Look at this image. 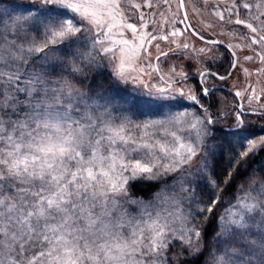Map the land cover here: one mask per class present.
Wrapping results in <instances>:
<instances>
[{
	"label": "snow or ice",
	"instance_id": "obj_1",
	"mask_svg": "<svg viewBox=\"0 0 264 264\" xmlns=\"http://www.w3.org/2000/svg\"><path fill=\"white\" fill-rule=\"evenodd\" d=\"M262 79L264 0H0V264H264Z\"/></svg>",
	"mask_w": 264,
	"mask_h": 264
},
{
	"label": "rangeland",
	"instance_id": "obj_2",
	"mask_svg": "<svg viewBox=\"0 0 264 264\" xmlns=\"http://www.w3.org/2000/svg\"><path fill=\"white\" fill-rule=\"evenodd\" d=\"M199 6V5H197ZM189 18L191 20V23L193 24V26L197 29H201L202 28V24H201V20H204V19H209V17H196L192 14L191 12V8H189ZM150 30V29H149ZM217 32H220L221 31V28L218 26L217 29H216ZM217 38L219 39H224V40H228L229 38L227 36H224V35H220L218 36ZM191 41L192 43L196 46V47H202L204 46L199 40H197L195 37H191ZM155 43L156 42H153V45L149 48V51L152 52V56H153V61H154V57L157 55V51H156V48H155ZM160 45H161V49H164V50H167L168 47H174V45H169L167 42H160ZM220 53H225V50L223 48H220ZM220 53H217V54H220ZM177 57L175 56H171L170 55V59L168 61H166L162 67L164 68H167L168 64L171 63V61L173 60H176ZM180 60V63H182L185 67V69L190 73V74H193L195 71H196V68H197V65L194 63V62H189L187 60H184L182 57L179 58ZM155 62V61H154ZM225 61H218L217 62V65H219L220 67V64L224 63ZM212 65L211 64H208L207 67H211ZM223 71V67H220ZM222 73V72H221ZM252 82L255 83V77L252 78ZM190 84H196L193 80H190L189 81ZM227 84V86L229 88H232L233 85L236 86L237 89L239 88H242L245 83H246V78L243 76L242 73L239 72V70H237L236 73H234L233 77L230 78L227 82H225ZM261 86H264V79L261 80ZM225 97L224 101L221 102L219 100V97ZM236 101V98L230 94V93H227L223 90H220V89H217L216 93L213 94L212 96V99H211V111L212 112H217L218 109L221 108V106H223V108L226 110V111H230L232 106H233V103ZM221 123H224V124H230L231 123V118L229 117V119L227 121H222ZM259 129V125L257 124V131ZM172 181L171 180H168L167 183H171ZM161 186V185H160ZM159 186V187H160ZM159 187L157 188V190L159 189ZM150 199V198H148ZM147 200V199H146ZM133 211H135V209H133Z\"/></svg>",
	"mask_w": 264,
	"mask_h": 264
},
{
	"label": "trees",
	"instance_id": "obj_3",
	"mask_svg": "<svg viewBox=\"0 0 264 264\" xmlns=\"http://www.w3.org/2000/svg\"><path fill=\"white\" fill-rule=\"evenodd\" d=\"M36 67H39V65H36ZM212 70L218 71L219 73L224 72L219 67V65L212 68ZM92 78L95 82V86H97V87L101 86V84L105 87L110 86L107 72H105L104 76H102V77H96L93 74ZM193 81L195 83H197V78H195ZM220 90H222V89H220ZM223 91H225V90H223ZM225 92H227V91H225ZM227 93H229V92H227ZM262 155H264V154H262ZM214 163L217 166L216 173L214 175H216L217 178L219 179L220 175L222 173H224L228 167L226 156H221L218 159H214ZM243 178H244L243 176H237V178H236L237 182H239ZM159 186H160V184L153 185L150 190H143V189L138 188L135 194L138 196H142L144 199H148V198H150L151 191L157 190V188ZM245 186H247V185H245ZM235 191H236V183H233L230 187L225 189L224 193H222V197H227L229 200L234 202L235 201V195H234ZM209 192H210V189L205 187L203 184H201L197 187V193L200 195L202 202L208 200ZM225 207H227V203H222V204L218 205V207L214 210L216 212L217 216L219 215V213H221L224 210ZM198 218H199L200 222L203 223V219H204L203 216H199ZM213 223H215V220H213ZM182 251H183V249L180 247L179 243H176L174 248H171V246H170V252L179 253Z\"/></svg>",
	"mask_w": 264,
	"mask_h": 264
},
{
	"label": "flooded vegetation",
	"instance_id": "obj_4",
	"mask_svg": "<svg viewBox=\"0 0 264 264\" xmlns=\"http://www.w3.org/2000/svg\"><path fill=\"white\" fill-rule=\"evenodd\" d=\"M194 28H195V27H194ZM213 71H214V70H213ZM220 74H224V72H222V73H220ZM190 75H191V74H190ZM195 78H197V77L193 76L191 80H194ZM217 83L221 85V88H218V89H222V90H225V91L229 92L228 89H230V88L227 86V84H226L225 82L217 81ZM229 93H230V92H229ZM230 94H231V93H230ZM232 95H233V94H232ZM233 96H234V95H233ZM234 97H235V96H234ZM235 98H236V100L238 99L237 97H235Z\"/></svg>",
	"mask_w": 264,
	"mask_h": 264
},
{
	"label": "water",
	"instance_id": "obj_5",
	"mask_svg": "<svg viewBox=\"0 0 264 264\" xmlns=\"http://www.w3.org/2000/svg\"><path fill=\"white\" fill-rule=\"evenodd\" d=\"M190 19V18H189ZM191 21V20H190ZM194 27V26H193ZM219 39V38H218Z\"/></svg>",
	"mask_w": 264,
	"mask_h": 264
}]
</instances>
